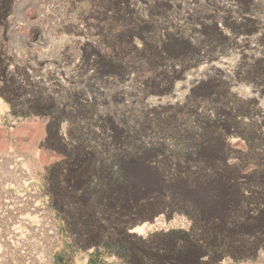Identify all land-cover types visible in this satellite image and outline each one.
<instances>
[{
  "label": "rangeland",
  "instance_id": "obj_1",
  "mask_svg": "<svg viewBox=\"0 0 264 264\" xmlns=\"http://www.w3.org/2000/svg\"><path fill=\"white\" fill-rule=\"evenodd\" d=\"M217 1L221 13L254 21L255 28L236 35L221 17L216 28L232 45L200 59L173 92L151 95L147 102L182 105L194 88L210 91L215 76L228 82L229 91L247 106V113L231 116L229 104L222 114L254 130L258 139L253 143L247 131L225 130L226 170L203 178L181 169L196 167L193 160L182 161L195 158L193 148L173 135L149 132L143 141L157 153L147 165L126 166L127 175L143 187L114 188L98 173L110 158H85L81 169L86 165L95 171L86 186L76 178L88 172L72 173L78 199L72 207L58 201L57 187L48 180L50 166L71 160L44 146L49 117L19 114L3 84L21 82L25 99H31L33 86L65 90L75 84L86 45L103 54L102 31L95 25L92 0H11L0 23L5 60L0 76V264L257 262L264 251V83L240 79L238 73L253 63L264 64V8L240 16L236 0ZM254 1L264 7V0ZM203 2L187 0L186 10L194 12ZM146 6L147 1L134 4L143 14ZM198 111L210 118L219 115L210 106ZM66 130L62 123L61 136ZM115 195L120 209L106 218L103 211L113 210L108 201ZM82 211L85 225L76 219Z\"/></svg>",
  "mask_w": 264,
  "mask_h": 264
},
{
  "label": "trees",
  "instance_id": "obj_2",
  "mask_svg": "<svg viewBox=\"0 0 264 264\" xmlns=\"http://www.w3.org/2000/svg\"><path fill=\"white\" fill-rule=\"evenodd\" d=\"M92 1V13L96 27L102 31L100 43L104 51L98 54L92 47H84L83 62L76 71L74 85L63 91L33 86L31 99H25L21 98V82L9 79L3 84V90L11 96L19 114L49 117L44 146L64 158H71L47 169L48 180L57 187L58 201L61 199L72 207L77 205L76 180L78 185L86 186L95 171L93 167L86 169V165L81 169L85 158H110L98 172L108 178L106 184L110 180L114 188L143 187L127 175L126 166L147 165L148 157L157 153V148L143 141L152 131L173 135L194 149L195 158L182 161L191 163L193 160L196 167L181 168L192 176L209 178L224 172L225 130L247 131L246 139L253 143L258 139L254 130H247L241 122L222 114L229 104L234 108L231 116L237 112L247 113L246 103L229 91L228 82L214 76L210 91L202 93L194 88L184 104L173 107H153L148 105L147 99L151 95L173 92L177 81L200 59L232 45L216 28L221 17L236 35L253 30L256 22L237 21L229 12L221 13L217 0H204L194 12L187 11V0ZM136 1H147L145 14L142 8L135 9ZM10 3L11 0H0V23H4ZM236 4L240 16L264 8L254 0H236ZM4 70L5 60L0 49L2 78ZM238 74L240 79L264 83V64L253 63ZM200 106L214 107L218 117L210 118L204 111L200 113ZM62 123L67 124L65 137L60 134ZM79 172L90 175L73 180L72 173L78 175ZM117 197L107 200L113 210L104 209L106 218L110 212L120 209ZM135 203L132 201L131 206ZM83 213L80 223L85 225Z\"/></svg>",
  "mask_w": 264,
  "mask_h": 264
},
{
  "label": "bare ground",
  "instance_id": "obj_3",
  "mask_svg": "<svg viewBox=\"0 0 264 264\" xmlns=\"http://www.w3.org/2000/svg\"><path fill=\"white\" fill-rule=\"evenodd\" d=\"M146 227V226H145ZM141 230V229H140ZM114 259V258H113ZM117 261V260H116ZM113 262V261H112ZM218 264H264V251L260 253L257 262L250 261H233L231 259H224Z\"/></svg>",
  "mask_w": 264,
  "mask_h": 264
},
{
  "label": "crops",
  "instance_id": "obj_4",
  "mask_svg": "<svg viewBox=\"0 0 264 264\" xmlns=\"http://www.w3.org/2000/svg\"><path fill=\"white\" fill-rule=\"evenodd\" d=\"M77 218H78V219H79V218L82 219V218H83V215H81L80 217L77 215V216H76V219H77ZM104 225H105V224H104ZM123 230H124V228H123ZM100 235H102V234H100ZM125 236H126V234L124 235V237H125ZM100 237H101V236H100Z\"/></svg>",
  "mask_w": 264,
  "mask_h": 264
},
{
  "label": "flooded vegetation",
  "instance_id": "obj_5",
  "mask_svg": "<svg viewBox=\"0 0 264 264\" xmlns=\"http://www.w3.org/2000/svg\"><path fill=\"white\" fill-rule=\"evenodd\" d=\"M164 253V252H163ZM146 264H151L150 262H147Z\"/></svg>",
  "mask_w": 264,
  "mask_h": 264
}]
</instances>
